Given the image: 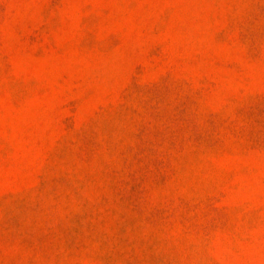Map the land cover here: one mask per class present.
I'll return each instance as SVG.
<instances>
[{
  "label": "rangeland",
  "instance_id": "obj_1",
  "mask_svg": "<svg viewBox=\"0 0 264 264\" xmlns=\"http://www.w3.org/2000/svg\"><path fill=\"white\" fill-rule=\"evenodd\" d=\"M0 264H264V0H0Z\"/></svg>",
  "mask_w": 264,
  "mask_h": 264
}]
</instances>
